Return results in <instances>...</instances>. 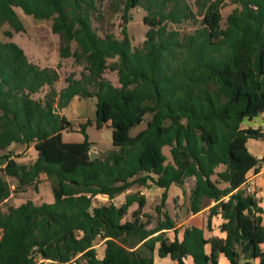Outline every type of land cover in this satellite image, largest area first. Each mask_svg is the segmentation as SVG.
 <instances>
[{
    "label": "trees",
    "instance_id": "obj_1",
    "mask_svg": "<svg viewBox=\"0 0 264 264\" xmlns=\"http://www.w3.org/2000/svg\"><path fill=\"white\" fill-rule=\"evenodd\" d=\"M233 2L223 18L225 0H196L203 9L198 27L182 33L170 25L196 21L185 0H125L118 37L92 25L94 0H0V203L11 192L5 177L16 189L40 175L54 180L52 201L0 210V264H154L155 252L177 264L187 256L193 264H217L219 254L229 264H264V208L246 189L247 173L257 172L264 156L256 158L245 144L264 140V131L241 127L264 113V0ZM133 7L146 10L148 26L136 47L127 31ZM17 9L51 19L60 56L84 63L79 78L67 76L60 90L33 96L58 74L31 62L11 40L24 30ZM106 69L117 72L118 85L103 77ZM75 97H94L96 127L112 129L113 147L105 154L91 158L84 125L81 141L62 140L71 122L61 110ZM147 113L146 126L131 135ZM13 144L32 145L34 160H16ZM148 181L164 188L154 214L143 211L146 199L138 191L119 205L112 201ZM188 181L194 183L188 211L213 201L207 228L220 213L225 237L206 238L202 228L189 226L178 239L176 222L162 207L169 185L184 189ZM97 195L108 201L96 204Z\"/></svg>",
    "mask_w": 264,
    "mask_h": 264
},
{
    "label": "rangeland",
    "instance_id": "obj_2",
    "mask_svg": "<svg viewBox=\"0 0 264 264\" xmlns=\"http://www.w3.org/2000/svg\"><path fill=\"white\" fill-rule=\"evenodd\" d=\"M189 4L193 13L196 16V21L183 22L181 24H171L170 26L180 32H190L198 27V20L201 17L203 9L196 5V0H185ZM95 9L92 14V25L100 33H113L115 36H121V24L125 0H94ZM237 6L233 0H225L223 7L221 8V14L223 18ZM19 18L21 19L24 30L20 32H14L12 41L16 42L24 51L27 58L41 67H53L57 71V79L53 85L43 87L39 92L33 96L35 98H42L50 89L58 91L66 85L65 78L67 76H73L79 78L82 72H85L84 63H80L74 60L73 57H61L59 54L60 41L57 34L51 30V19H35L32 16L25 15L17 9ZM146 14V10L141 7H133L129 10L130 20L127 22V31L129 33L131 43L134 47L141 45L145 38V33L148 26L143 21V16ZM8 28L7 24H4L3 29ZM3 40L8 38L2 35ZM75 45L72 43V49ZM113 59H109L111 62ZM103 77L110 81L114 85H118V74L116 71L106 69L103 72ZM95 98H83L76 97L67 107L61 110V113L71 122L70 129L62 132L63 141H81L83 139V133L80 130V126L84 125V131L87 134L88 140L93 144L91 151L96 152L97 155H103L109 151L112 145L113 131L110 127L102 126L96 127V115H95ZM151 117V113H147L144 116L142 123L133 127L130 130L131 135H135L139 130L146 126L147 120ZM16 160L31 162L36 156L35 149L32 145L18 144L12 149ZM162 151L166 154L167 159L170 160V154L168 147H163ZM4 161L0 159V166ZM11 184L10 195L0 203V210L4 211L8 206H17L27 200H32L35 203L50 202L53 200L52 195V183L53 179L46 175H40L34 184L28 185L21 189L14 188L15 181L10 177H5ZM135 186L132 190H136ZM107 197L97 196L95 203L107 202ZM113 201L119 205L124 201V195H116ZM159 199L157 200V202ZM155 204V201H151L144 208L151 210V207ZM180 210H183L180 206ZM133 207H130L132 210ZM144 209V210H145ZM153 212V211H151ZM186 213V212H184ZM98 244V243H97ZM97 254L99 257L103 255L102 248L97 245ZM44 264H50L45 262Z\"/></svg>",
    "mask_w": 264,
    "mask_h": 264
},
{
    "label": "crops",
    "instance_id": "obj_3",
    "mask_svg": "<svg viewBox=\"0 0 264 264\" xmlns=\"http://www.w3.org/2000/svg\"><path fill=\"white\" fill-rule=\"evenodd\" d=\"M76 98V97H75ZM73 98L71 102L75 99ZM70 102V103H71ZM242 128L247 127H260L262 131H264V113H259L257 116L253 117L252 119H244L241 122ZM246 147L248 151L255 156L256 158H261L264 156V140L259 138H248L246 140ZM18 144H13L11 146V149H14L15 146ZM193 181H188L184 185V189L181 186H178L175 183H172L169 185V187L166 190V200L165 205L162 207L163 211H167L169 215L175 220L176 227L178 228L177 231V237L179 240L182 239L183 230L186 227L189 226H196L199 228H202L204 231V236L206 238L212 237V236H218V237H225V233L220 231L219 225L223 221L220 213L213 215L211 217L210 221V228H207V216L209 212V207L213 205V201H210V203L204 207L202 210H200L197 213H191L187 209L188 204V194L190 192V189L193 186ZM246 185H250L252 189V193L255 196L256 201L258 204L264 208V169H259L257 172H254L253 170L248 172V181ZM135 186H137L136 190H132ZM138 191L140 194L144 195L146 199V205L150 204L151 201H155V204L153 207H151V210L143 208V211L153 213L154 214V207L160 203L161 195L164 191V188L159 187L150 181H148L145 185L139 186V185H133L130 189H128L125 193H121L125 195L129 192H135ZM120 195V194H118ZM99 196V195H97ZM96 196V197H97ZM104 196V195H101ZM106 197V196H104ZM159 201L157 202V200ZM113 201V199H112ZM114 202V201H113ZM124 202V201H123ZM115 203V202H114ZM122 203V202H121ZM116 204V203H115ZM145 205V206H146ZM144 206V207H145ZM180 206H182L183 210H180ZM132 210L136 208V204L131 205ZM145 209V210H144ZM153 211V212H151ZM186 212V213H184ZM264 219V214H263ZM166 236L172 240L175 236V233L173 230H168L166 232ZM99 245L103 250L102 242L99 241L96 246ZM206 252H209L210 245H205ZM185 264H193L192 259L190 256H187L185 259ZM154 264H177L176 261L170 259L168 256L166 257H159L157 253H154ZM217 264H229L228 260L223 254H219L218 256V263Z\"/></svg>",
    "mask_w": 264,
    "mask_h": 264
},
{
    "label": "built area",
    "instance_id": "obj_4",
    "mask_svg": "<svg viewBox=\"0 0 264 264\" xmlns=\"http://www.w3.org/2000/svg\"><path fill=\"white\" fill-rule=\"evenodd\" d=\"M259 169H264V161H262V162L260 163V165H259ZM250 171H251V170H250ZM246 179H247V181H248V173H247V175H246ZM246 189H247L248 192H251V191H252L250 185H246Z\"/></svg>",
    "mask_w": 264,
    "mask_h": 264
},
{
    "label": "water",
    "instance_id": "obj_5",
    "mask_svg": "<svg viewBox=\"0 0 264 264\" xmlns=\"http://www.w3.org/2000/svg\"><path fill=\"white\" fill-rule=\"evenodd\" d=\"M96 155H97L96 152H93V151L90 152V156H91V158H93V157L96 156Z\"/></svg>",
    "mask_w": 264,
    "mask_h": 264
}]
</instances>
